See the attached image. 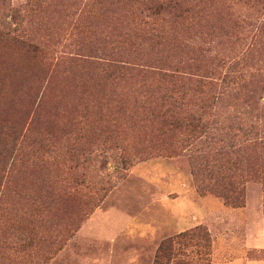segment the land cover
<instances>
[{"label": "rangeland", "instance_id": "374dc122", "mask_svg": "<svg viewBox=\"0 0 264 264\" xmlns=\"http://www.w3.org/2000/svg\"><path fill=\"white\" fill-rule=\"evenodd\" d=\"M192 1L0 0L43 60L0 42V264H155L197 227L175 264H264V0Z\"/></svg>", "mask_w": 264, "mask_h": 264}, {"label": "trees", "instance_id": "16d2710c", "mask_svg": "<svg viewBox=\"0 0 264 264\" xmlns=\"http://www.w3.org/2000/svg\"><path fill=\"white\" fill-rule=\"evenodd\" d=\"M204 3L209 2L211 0H202ZM193 2L192 0H144V6L145 10L141 13L143 16L146 17L150 16L154 18L155 21L161 19L163 14H168L171 16L173 14V17L175 18H181L184 15L190 14V9H188V5ZM145 26L149 27V24L145 22ZM155 30V29H151ZM152 33V32H151ZM35 36H31L29 34H23L19 32V28H17L16 25L12 23H8L7 16L4 19H1L0 21V42L10 44L15 47H21L22 49H25L28 53H31L34 55V57L38 60V63L41 64L43 60L39 57V54L41 53L40 46L41 43L36 42ZM84 63V61H81ZM93 65H96V68L99 69L103 76L105 77V74L110 79H115L116 76L120 77L122 75L130 73L133 69L126 66V65H120L118 62H100V63H94ZM6 73H10L12 71H16L14 67L10 69L4 70ZM28 70H26L24 73V77L26 76ZM235 76V74H234ZM6 75L3 73V71L0 70V78H5ZM162 80L165 78L168 79L170 82H175V80L178 78L174 75L163 73L161 74ZM237 77L233 78L231 77V80L234 81ZM166 116V114H165ZM189 126L194 131H197V128L204 129L205 124H202L200 118L190 121ZM3 130L0 133V175H2L4 169L6 168V165L12 160L17 159V156H15V152L18 149V143L21 139V136H23V130L20 128V125L13 126L10 128L3 127ZM39 145V144H38ZM37 145V146H38ZM224 199L229 202L230 198L227 195H224ZM195 246L197 244L204 245L203 247L209 249L211 246V238L209 235V232L204 227H197L193 230L181 233L175 237L169 238L162 242L160 245L157 255H156V261L155 264H175L177 258L180 255L181 249L185 245L189 246Z\"/></svg>", "mask_w": 264, "mask_h": 264}]
</instances>
